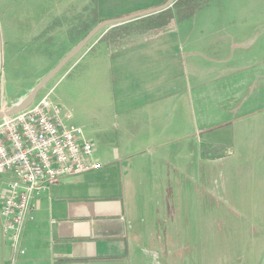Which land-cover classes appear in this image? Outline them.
Returning <instances> with one entry per match:
<instances>
[{
	"label": "crops",
	"instance_id": "0c3cea01",
	"mask_svg": "<svg viewBox=\"0 0 264 264\" xmlns=\"http://www.w3.org/2000/svg\"><path fill=\"white\" fill-rule=\"evenodd\" d=\"M213 6L216 11L209 12ZM82 16L74 19L76 30L74 20H66L65 39L56 37L53 26L52 41L61 48L57 63L81 41L73 36L84 38L95 25L88 13ZM171 26L176 31L170 37L182 45L176 58H169L165 35L112 56L118 143L114 148L101 138L96 148L83 133L101 167L62 179L35 201L23 234L25 253L14 264H164L168 255L152 249V241L183 245L175 215L182 214L177 204L184 196L185 168L195 161L207 165L212 209L222 197L219 208L235 215V229L247 231L249 262L258 254L264 264V0H211L192 16H174L157 28ZM50 28L30 37L36 54L49 47ZM5 44L15 42L8 37ZM33 86L25 96L3 102L0 112ZM5 186L6 176L0 175V194ZM159 214L165 225L156 237ZM212 235L208 240L215 246L216 230ZM0 264H11L1 223Z\"/></svg>",
	"mask_w": 264,
	"mask_h": 264
},
{
	"label": "rangeland",
	"instance_id": "374dc122",
	"mask_svg": "<svg viewBox=\"0 0 264 264\" xmlns=\"http://www.w3.org/2000/svg\"><path fill=\"white\" fill-rule=\"evenodd\" d=\"M169 1L0 0V39H3L0 46V106L3 102L8 104L25 96V92L33 84L35 87L42 80L46 70L58 64L61 48L55 46L52 41L53 26L56 37L65 39L63 35L69 36L68 27H64L66 20L68 25L69 20H79L80 15L87 17L88 13L89 19L95 22L94 28L101 22L135 16L152 10L157 5L164 6ZM220 8L222 9V5ZM210 9L209 12L216 11L215 6ZM75 20L72 21V30H76L79 23ZM93 23L89 22L88 26H92ZM47 24L51 26L50 45L48 48H37L38 54H36V49L30 44V37L39 33ZM146 24L150 23L134 19L121 25L101 29L38 91L32 104L48 96L49 100L60 109L61 117L70 115L66 120L67 125L81 128L96 148L101 138L106 139L108 144L111 143L115 148L119 135L114 133L112 128L115 114L118 112L114 104V89L118 78L117 72L112 68V56L116 57V52L139 45L141 42H152L159 35L161 37L165 35L169 58L173 59L181 54L182 45H178L170 37L172 35L170 33L175 32L176 28L173 26L164 29L147 28ZM84 35L82 33L80 38ZM8 37L15 44L10 47L8 44L3 46L4 39ZM74 38L75 42L83 39ZM174 64L179 67L181 62L176 60ZM176 73L179 74L178 70ZM185 170L182 182L184 196L178 199L177 204L182 214L175 215L180 228L177 230H181L184 243L178 247L166 245L163 247L162 241L154 238L151 248L161 249L164 251L163 256L168 255L164 264H174V260L170 257L172 249L178 264L180 262L181 264H251L249 262L251 247L245 242L247 231L235 229L239 222L235 215L229 210L219 208L224 205L222 197L217 199L220 204H216V209H212L209 203L212 199L207 197V191L211 189L212 183L207 165H198L195 161ZM220 185L223 188V184ZM151 214L156 216L154 213ZM156 220L157 225L153 227L152 224L154 228L152 234L159 237V233L162 232L160 226L165 225L163 214L157 215ZM243 225L240 224L241 227ZM212 230H216L215 246L208 240L213 238ZM253 230L254 228H251V233ZM155 260L159 262L158 259H153V264ZM260 260V255H254L253 264H259Z\"/></svg>",
	"mask_w": 264,
	"mask_h": 264
},
{
	"label": "built area",
	"instance_id": "2783aa9c",
	"mask_svg": "<svg viewBox=\"0 0 264 264\" xmlns=\"http://www.w3.org/2000/svg\"><path fill=\"white\" fill-rule=\"evenodd\" d=\"M94 151L48 96L0 120V175L6 176L0 223L11 264L25 253L23 234L35 201L66 177L98 170Z\"/></svg>",
	"mask_w": 264,
	"mask_h": 264
},
{
	"label": "water",
	"instance_id": "95a60500",
	"mask_svg": "<svg viewBox=\"0 0 264 264\" xmlns=\"http://www.w3.org/2000/svg\"><path fill=\"white\" fill-rule=\"evenodd\" d=\"M174 0H170L167 4L164 6H160L158 8L149 10L147 12L131 16L125 19L117 20V21H107V22H101L97 24L93 29H91L87 35L79 41L72 50L47 74L45 75L42 80L30 91V93L20 102L16 103L13 107L0 112V120L4 117L11 116L13 114H16L27 107H29L38 93V91L61 69L63 68L73 57H75L86 45L87 43L103 28L105 27H112L115 25H120L129 21H132L134 19H140L152 14L159 13L163 10H166L169 8Z\"/></svg>",
	"mask_w": 264,
	"mask_h": 264
},
{
	"label": "trees",
	"instance_id": "16d2710c",
	"mask_svg": "<svg viewBox=\"0 0 264 264\" xmlns=\"http://www.w3.org/2000/svg\"><path fill=\"white\" fill-rule=\"evenodd\" d=\"M209 2L210 0H175L173 1L171 7L167 8L166 10L156 15L148 16L145 19L142 18L139 21L149 22L150 24L146 25L147 27L150 25L152 28L165 26L174 18V16H179L180 18L190 17L197 10L206 7ZM91 29H89L88 32Z\"/></svg>",
	"mask_w": 264,
	"mask_h": 264
}]
</instances>
